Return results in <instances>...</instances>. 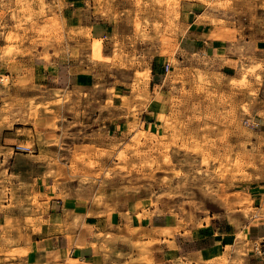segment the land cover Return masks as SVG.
<instances>
[{
  "label": "clouds",
  "instance_id": "1",
  "mask_svg": "<svg viewBox=\"0 0 264 264\" xmlns=\"http://www.w3.org/2000/svg\"><path fill=\"white\" fill-rule=\"evenodd\" d=\"M0 264H264V0H0Z\"/></svg>",
  "mask_w": 264,
  "mask_h": 264
},
{
  "label": "crops",
  "instance_id": "2",
  "mask_svg": "<svg viewBox=\"0 0 264 264\" xmlns=\"http://www.w3.org/2000/svg\"><path fill=\"white\" fill-rule=\"evenodd\" d=\"M81 80L82 81H87V82H91V77H82L81 78ZM259 202H257V204H258ZM67 206L69 207V208H75L76 207V205H75V203H74V201H68L67 202ZM78 212H81V213H83L84 212V209H82V208H77L76 209ZM101 220H103V217H101L100 218ZM97 218H95V217H91V216H89L87 219H86V221H85V223H87V224H89V225H93V224H97ZM111 222L113 223V224H119L120 223V217L118 216V215H116V214H113L112 216H111ZM134 222L136 223V225L137 226H139V224L141 223V218H139V217H136V218H134ZM143 223L145 224V225H147V220H144L143 221ZM228 230H229V232H232L233 231V229L229 226L228 227ZM213 231H214V229L212 228V229H210V230H208V229H206L205 231H203V232H206L209 236L213 233ZM251 238V237H250ZM235 240H236V237H235V235H231V236H229V237H227V238H225V240H224V244L225 245H232V244H234L235 243ZM158 246V245H157ZM215 252H216V254H222V249H220V250H218V251H216V250H214ZM80 250H76L75 251V253L73 254V259H76V258H78L79 256H80ZM205 258L206 259H212V258H214V257H210V256H207V254H206V256H205ZM86 259H91V257L90 256H88V257H86Z\"/></svg>",
  "mask_w": 264,
  "mask_h": 264
},
{
  "label": "rangeland",
  "instance_id": "3",
  "mask_svg": "<svg viewBox=\"0 0 264 264\" xmlns=\"http://www.w3.org/2000/svg\"><path fill=\"white\" fill-rule=\"evenodd\" d=\"M78 7H80L81 5H77ZM100 55H103V50L101 49L100 50V53H99ZM212 214V212H211V210H210V212H209V215H211ZM214 223V222H213ZM206 229H208V230H210V229H212V225L211 224H209V226L207 227V228H204V229H201V231L203 232V231H205Z\"/></svg>",
  "mask_w": 264,
  "mask_h": 264
}]
</instances>
